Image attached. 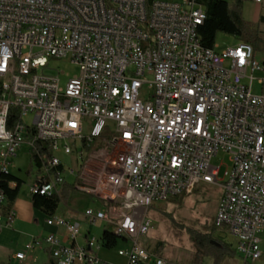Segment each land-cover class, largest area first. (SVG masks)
Wrapping results in <instances>:
<instances>
[{"label": "built area", "instance_id": "2783aa9c", "mask_svg": "<svg viewBox=\"0 0 264 264\" xmlns=\"http://www.w3.org/2000/svg\"><path fill=\"white\" fill-rule=\"evenodd\" d=\"M206 15L196 0H0V234L16 218L13 209L3 214L1 176L24 142L32 153L35 142L49 143L52 155L39 153L30 187L43 196L60 195L65 172L77 176L59 153L78 155V141L84 159L99 142L104 148L89 157L102 161L110 149L112 160L94 182L81 172L74 189L100 202L85 209L89 224H126L128 237L114 233L126 244L124 264H170L139 244L153 226L147 210L200 184L221 188L214 224L235 237L237 253L245 262L262 257L264 93L254 94L253 82L264 63L245 41L204 47ZM52 58L79 67L65 86L60 72L44 73ZM221 152L222 177L213 164ZM46 223L65 237H34L18 259L46 244L55 264H115L99 255L101 239L76 241L80 222L54 214Z\"/></svg>", "mask_w": 264, "mask_h": 264}, {"label": "rangeland", "instance_id": "374dc122", "mask_svg": "<svg viewBox=\"0 0 264 264\" xmlns=\"http://www.w3.org/2000/svg\"><path fill=\"white\" fill-rule=\"evenodd\" d=\"M153 1L154 0H147L149 4ZM227 1L230 3L234 2V0ZM254 6L255 0H246L244 2L243 17L248 22H250V19L246 16V14ZM263 27L264 26L262 25V28ZM260 35L263 39V42L260 44L259 48L255 50V58L264 63V31L260 30ZM242 41L244 40L240 39L239 37L221 32L217 36L216 45H218V49H222L227 46L236 45ZM59 72L61 85L65 86L68 79L79 72V67L72 63L69 58H52L49 67L44 69V73L48 75H56ZM261 77H264V72H257L255 74V80L253 82L254 94L262 93L263 87L259 79ZM148 93H150V89H147V95ZM29 120L30 117H27V121ZM72 145H74L76 150L79 149L78 155L77 152H74L72 155L59 153V156L66 167H72L77 171V176L68 175L66 172L64 173L67 184L71 185L74 189V184L77 182L78 175L81 172H84L86 175H90V181L94 182L93 180L96 179V176L100 174L101 171H103V160L111 161L112 157L110 149L109 153H106L102 156V161L91 156L89 157L90 153L94 154V152H98L100 149L104 148V144L99 142H95L93 145L84 148V159L80 158L79 155L82 151V143L78 141H72ZM29 146L30 145L28 142L23 143L22 148L20 149L21 155L15 159V162L12 165V172H15L24 180L21 187L20 196H23L27 199L31 196L29 192L30 184L32 183V178L35 177V173L32 175L25 173L30 168V156L32 152L31 150L29 151ZM89 158L91 160H89ZM224 162H228V156L223 152L213 159L214 165H222L221 177L227 168ZM33 171L36 172L35 166L32 167V172ZM79 182H81V180H79ZM60 195H62V191ZM220 198L221 188L219 186L212 184H200L197 185V187L191 193L181 194L172 197L167 201H159L154 203L147 210L149 218L152 219L153 226L146 235H143L139 238V244L148 248V250H150L152 253L162 256L170 264H196L195 258L198 248L187 230L188 228H192L204 233H213L214 236H218L223 243L227 244L236 251L237 241L235 237L230 235L226 228H216L214 224L215 214ZM99 203L100 202L96 197L74 189L69 193V196L61 201L58 211L61 213L67 212L66 214L68 216L74 212L80 215L79 218L81 220L79 222L82 225V234H85L88 232V230H91V235L100 240L105 230L115 232L117 225L114 221H98L95 224H89L85 220L83 213L86 206L96 207ZM172 218H174V220L180 225H176L172 221ZM40 230L41 228L33 229V231L36 232H39ZM261 232L260 235H262ZM120 247H126V244L123 242V240H120L117 246L112 249L103 247L100 255L112 263L124 264L126 262L125 257L118 254V249ZM18 248H22V245H17L16 248L12 249H1L0 253L2 254L3 258H7L9 256L12 257L15 255V252L18 250ZM23 250H25V248ZM36 264H39V262ZM200 264H215V259L211 256L205 255L202 258V262ZM219 264H264V258L258 261L245 262V260L236 251L235 256H232V258L226 257L223 260H220Z\"/></svg>", "mask_w": 264, "mask_h": 264}, {"label": "trees", "instance_id": "16d2710c", "mask_svg": "<svg viewBox=\"0 0 264 264\" xmlns=\"http://www.w3.org/2000/svg\"><path fill=\"white\" fill-rule=\"evenodd\" d=\"M203 5L206 10V19L198 26V34L201 38V43L204 47L214 48L216 39L219 33L231 34L247 43H250L254 50L258 49L263 39L260 35V27L257 24L246 21L243 17V5L246 0H234L233 3L227 0H196ZM263 20V18H262ZM262 93H264V85L262 86ZM44 153L51 156L49 143L43 141L35 142V148L31 155L30 168L27 173L30 175L32 167L38 163V155ZM3 187L8 203L16 200L23 185V180L13 174H3ZM15 181L17 186L15 188L9 187V182ZM73 187L65 183L62 187V195L43 196L39 194L31 195L32 205L35 209L43 212L47 216H52L58 211L59 205L63 199L69 196L73 191ZM176 225H180L172 218ZM216 227V226H215ZM217 228V227H216ZM192 240L195 242L198 251L195 258V263L200 264L202 258L207 255L215 259V264H219L220 260L226 257L236 255V251L223 243L221 239L214 236L213 233H204L192 228L187 229ZM116 231L111 232L105 230L101 236L103 246L112 249L117 246L121 240Z\"/></svg>", "mask_w": 264, "mask_h": 264}, {"label": "crops", "instance_id": "0c3cea01", "mask_svg": "<svg viewBox=\"0 0 264 264\" xmlns=\"http://www.w3.org/2000/svg\"><path fill=\"white\" fill-rule=\"evenodd\" d=\"M154 1H164V0H154ZM169 1H178V0H169ZM263 5H264V1L262 3H257L255 1V6L251 10H249L248 13L246 14V16L250 19V22L259 25L261 31H264V27L262 28V25L264 26ZM20 149L18 150L16 157L13 159V164L15 162V159L21 155ZM30 160H31V156H30ZM10 171L11 174L23 180L22 177L18 176L15 172H12V166L10 168ZM25 173H27V171ZM33 173H35V171L31 172L30 175H32ZM34 178H32L33 179L32 183L34 181ZM32 183L30 184V187ZM20 195H21V189L18 197L14 202L8 203L7 200V202L3 206L2 209L3 214H6L8 210L13 209L16 211V218L10 227L6 226L2 230V233L0 234V250L8 249V248L9 249L16 248L17 245H22V248H18V250H16L15 252V255H13L12 257L9 256L7 258H3L2 254L0 253V264H36L37 262H39V264H55V261L52 258L46 244L43 245L41 248L35 249L32 252H28L26 260H20L16 257V254L22 251L25 248V246L29 244L34 237L37 236L44 237L50 233H59L60 235H63L65 237L64 229L62 228L59 229L47 225L46 219L48 216L33 207L31 196L28 197L27 199ZM88 207H92V206H86V208ZM66 213L67 212H62V213L59 211L56 212L57 215H61L70 221L79 222L81 220L79 218L80 215L76 214L75 212L70 214V216H68ZM34 228L36 229L41 228V230L39 232H36L33 231ZM261 233L262 235H260V247L262 251V257L259 260H262L264 258V227ZM89 234L91 235V230H88V232L85 234H82L81 232V235L77 238L76 241L80 244H85L86 237ZM20 236L23 238H21ZM101 258L107 260L103 256H101Z\"/></svg>", "mask_w": 264, "mask_h": 264}, {"label": "bare ground", "instance_id": "6f19581e", "mask_svg": "<svg viewBox=\"0 0 264 264\" xmlns=\"http://www.w3.org/2000/svg\"><path fill=\"white\" fill-rule=\"evenodd\" d=\"M117 225L116 232L120 235V237H128V227L122 221H114Z\"/></svg>", "mask_w": 264, "mask_h": 264}]
</instances>
